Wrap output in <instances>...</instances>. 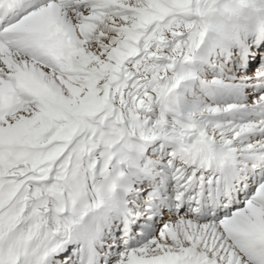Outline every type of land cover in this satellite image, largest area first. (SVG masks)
I'll list each match as a JSON object with an SVG mask.
<instances>
[{
    "label": "snow or ice",
    "instance_id": "6c2138e0",
    "mask_svg": "<svg viewBox=\"0 0 264 264\" xmlns=\"http://www.w3.org/2000/svg\"><path fill=\"white\" fill-rule=\"evenodd\" d=\"M0 264H264V0H0Z\"/></svg>",
    "mask_w": 264,
    "mask_h": 264
},
{
    "label": "rangeland",
    "instance_id": "374dc122",
    "mask_svg": "<svg viewBox=\"0 0 264 264\" xmlns=\"http://www.w3.org/2000/svg\"><path fill=\"white\" fill-rule=\"evenodd\" d=\"M198 84L199 83L197 81L195 83V85H194L195 88L193 90L192 87L189 84V81L186 80V81L182 82L180 86H178L177 91L180 92V93H182V91H183V93H182L183 96L188 97V98H192L193 94L196 93V91L198 89ZM191 89H192V92H191ZM193 91H195V92H193Z\"/></svg>",
    "mask_w": 264,
    "mask_h": 264
},
{
    "label": "bare ground",
    "instance_id": "6f19581e",
    "mask_svg": "<svg viewBox=\"0 0 264 264\" xmlns=\"http://www.w3.org/2000/svg\"><path fill=\"white\" fill-rule=\"evenodd\" d=\"M192 64H193V66H197L198 67V65H199V61L198 60H193L192 61ZM189 81V84H190V86L192 87V89L194 90V85H195V83L198 81L197 79H195V78H193V79H189L188 80ZM184 82V81H183ZM198 83H199V81H198ZM186 86V85H185ZM190 87V88H191ZM192 89H191V92H192ZM193 92H195V91H193ZM182 93H183V91H182Z\"/></svg>",
    "mask_w": 264,
    "mask_h": 264
}]
</instances>
